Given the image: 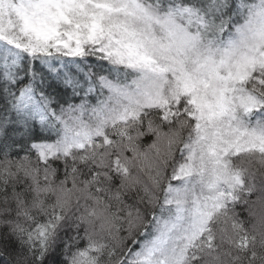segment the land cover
Returning a JSON list of instances; mask_svg holds the SVG:
<instances>
[{
  "label": "snow or ice",
  "instance_id": "6c2138e0",
  "mask_svg": "<svg viewBox=\"0 0 264 264\" xmlns=\"http://www.w3.org/2000/svg\"><path fill=\"white\" fill-rule=\"evenodd\" d=\"M0 264H264V0H0Z\"/></svg>",
  "mask_w": 264,
  "mask_h": 264
},
{
  "label": "trees",
  "instance_id": "16d2710c",
  "mask_svg": "<svg viewBox=\"0 0 264 264\" xmlns=\"http://www.w3.org/2000/svg\"><path fill=\"white\" fill-rule=\"evenodd\" d=\"M241 208H242V206H241V205H237V211H240V210H241Z\"/></svg>",
  "mask_w": 264,
  "mask_h": 264
}]
</instances>
